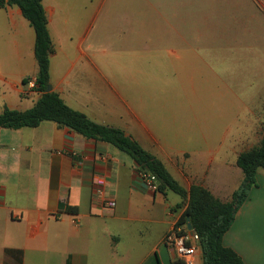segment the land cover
Instances as JSON below:
<instances>
[{"label": "crops", "instance_id": "obj_1", "mask_svg": "<svg viewBox=\"0 0 264 264\" xmlns=\"http://www.w3.org/2000/svg\"><path fill=\"white\" fill-rule=\"evenodd\" d=\"M69 2L43 0L52 90L70 108L138 141L184 188L202 185L230 201L244 179L237 158L249 149L236 143L222 159L220 140L203 154L204 128L174 111L156 80L136 74L130 62L110 63L103 33L92 34V17L77 24ZM38 71L34 28L18 6L0 7V113L37 103L31 83ZM257 181L223 238L245 264H264V170ZM185 209L180 196L148 190L133 159L108 143L53 121L0 129V264H174L180 259L165 237ZM7 250L21 252V260ZM194 264H203L200 251Z\"/></svg>", "mask_w": 264, "mask_h": 264}, {"label": "rangeland", "instance_id": "obj_2", "mask_svg": "<svg viewBox=\"0 0 264 264\" xmlns=\"http://www.w3.org/2000/svg\"><path fill=\"white\" fill-rule=\"evenodd\" d=\"M261 4L70 0L68 8L77 24L92 17V34L103 33L110 63L130 62L136 74L156 80L157 93L167 96L174 111L204 128L203 154L224 140L225 159L236 143L246 150L264 137V0ZM174 49L177 57L168 53Z\"/></svg>", "mask_w": 264, "mask_h": 264}, {"label": "trees", "instance_id": "obj_3", "mask_svg": "<svg viewBox=\"0 0 264 264\" xmlns=\"http://www.w3.org/2000/svg\"><path fill=\"white\" fill-rule=\"evenodd\" d=\"M12 5L22 10L35 31V56L39 71L34 80V89L41 98L26 111L6 108L0 113V129L34 128L43 121H53L60 126L69 127L86 139L114 146L133 159L136 173L152 175L160 181L156 192L166 194L172 191L183 199L186 209L176 226L186 230L189 219L192 230L199 237L198 249L202 254L203 264H245L236 251L224 245L223 238L234 223L238 210L247 200L250 190L257 186L258 171L264 169V137L256 146L239 154L237 166L241 168L244 179L230 201H221L202 185L194 184L190 189L184 188L160 159L124 131L92 121L84 113L67 106L57 92L52 89L47 91L51 86L50 60L53 43L43 0H0V7ZM29 81L28 79L26 83ZM6 254L21 260L19 251L7 250ZM174 264L184 262L177 260Z\"/></svg>", "mask_w": 264, "mask_h": 264}, {"label": "built area", "instance_id": "obj_4", "mask_svg": "<svg viewBox=\"0 0 264 264\" xmlns=\"http://www.w3.org/2000/svg\"><path fill=\"white\" fill-rule=\"evenodd\" d=\"M32 86L34 87V83H31ZM142 179L145 183V187L152 191L156 192L157 191V183H156V177L152 175H143L141 174ZM96 183L99 186H104L105 182L102 177H98L96 180ZM100 195H103L104 192L103 190L99 191ZM108 206L114 207L115 202L109 201L107 202ZM183 227H177L175 226L165 237V243L173 247L176 255L180 260L184 262V264H194L195 262V257L198 253V241L199 237L198 235L191 232L189 230H183Z\"/></svg>", "mask_w": 264, "mask_h": 264}, {"label": "water", "instance_id": "obj_5", "mask_svg": "<svg viewBox=\"0 0 264 264\" xmlns=\"http://www.w3.org/2000/svg\"><path fill=\"white\" fill-rule=\"evenodd\" d=\"M51 89H52L51 86H49L47 91H51ZM156 183H157V185H160V181L159 180H156ZM187 228L192 234L193 230H192V225H191L189 219L187 220Z\"/></svg>", "mask_w": 264, "mask_h": 264}]
</instances>
